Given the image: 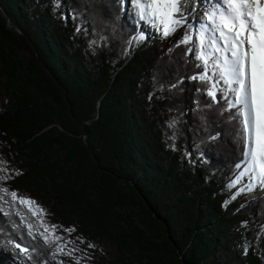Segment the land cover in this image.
Here are the masks:
<instances>
[{
    "label": "trees",
    "instance_id": "16d2710c",
    "mask_svg": "<svg viewBox=\"0 0 264 264\" xmlns=\"http://www.w3.org/2000/svg\"><path fill=\"white\" fill-rule=\"evenodd\" d=\"M134 23L115 0H0L4 186L48 195L43 217L61 232L78 224L88 264H261L264 193L226 194L243 157L223 101L207 107L188 78L201 69L185 29L130 44ZM0 208V264H33L9 239L61 264L58 241L28 235L23 206ZM100 236L115 258L89 247Z\"/></svg>",
    "mask_w": 264,
    "mask_h": 264
},
{
    "label": "snow or ice",
    "instance_id": "6c2138e0",
    "mask_svg": "<svg viewBox=\"0 0 264 264\" xmlns=\"http://www.w3.org/2000/svg\"><path fill=\"white\" fill-rule=\"evenodd\" d=\"M125 2L126 0H116L121 11ZM127 2L130 3L137 20L161 31L162 37H169L178 30L185 29L179 43L190 45L185 54H194L195 59L199 61L197 68L201 69L188 78L203 82V88H198L197 91L203 90L210 98L207 107H213L223 101L217 111L221 115L227 113L225 119L232 124L233 134L241 148L243 170L236 174L230 186L235 187L247 177L250 182L240 188L239 192L264 190V0H216L204 9V17L195 30L187 25L186 16L189 6L192 12L196 11V0ZM145 38V34L139 32L129 43H139ZM175 124L176 121H172L169 127H174ZM236 167L239 169L241 165L237 164ZM0 170L7 171L6 168ZM8 179H11V176H0V200L27 206L33 215H37V210L41 215L44 214V210L36 201L4 186ZM33 205L36 207L33 208ZM0 211L3 209L0 208ZM4 215L9 213L5 212ZM43 226L45 231L37 235L42 237L46 244L64 240V237L56 234V225ZM32 229L33 225L29 224V236H33ZM65 231L71 234L74 229ZM49 235L54 240H50ZM8 243L19 249L18 255L23 254L26 260L36 264L34 247L24 244L22 240L16 242L9 239ZM67 243L65 241L57 250L64 252ZM89 247L94 245L90 244ZM77 250L69 249L66 254Z\"/></svg>",
    "mask_w": 264,
    "mask_h": 264
},
{
    "label": "rangeland",
    "instance_id": "374dc122",
    "mask_svg": "<svg viewBox=\"0 0 264 264\" xmlns=\"http://www.w3.org/2000/svg\"><path fill=\"white\" fill-rule=\"evenodd\" d=\"M131 10H132V7H131L130 3H128L126 0L124 8L122 10V14L123 15L128 14L129 12H132ZM201 12L199 10H198V12L195 11V13H193L192 16H190L191 14L188 12V15L186 16V21L190 26H192V28L194 27L193 30L198 28L200 25V22H201L200 20H202V18H200V17L197 18L196 15L200 14ZM188 16L193 17V18H197V20L194 21L193 19H191V21L189 23ZM203 17H204V15H203ZM133 18L136 20V23H134V25H135L134 29L136 30V33L134 34V36H136L138 34L137 30H139V32H143L146 36V38L143 41H140L137 44H139V45L144 44L146 42H149L148 40H150V41L152 40V41H155L156 43H159L165 39V37H162L161 31H157V29L155 27H152V26L144 23L143 21H138L134 14H133ZM161 29H162V25H161ZM193 35L195 38V31H193ZM239 164L241 165V167L239 169L238 168L235 169V171L233 173L232 180L235 178L236 174L239 171L243 170L242 161ZM1 175H2V173H0V176ZM249 182H250L249 179L247 177H245L243 179V181L241 183L237 184L235 187L229 186L226 194L228 196H231L232 200H236V202H238L241 199L247 200V199H250V198L254 197L255 195L263 192V190H260V189H257L256 191H252V192H249V191L239 192V189L245 187ZM46 183L47 182L44 183V187H46ZM13 187H16V186H13ZM7 188H9V187L7 186ZM237 192H239L238 195H237ZM23 195L30 197L32 200L36 201L37 205H39L40 208H42L44 210V213H45V207H46V204H48V200H47V197H49L48 195H45V193L36 192L34 188H32L29 191L26 190L23 193ZM234 195H235V199H233ZM226 204H227V202L224 203V206ZM23 207L28 211V213L31 216L34 217V222L31 224L34 227L33 229H35V231L37 233L44 232L45 228L43 225H50V224H48L46 222L45 218L43 217V214L41 215L39 213V211L37 210V215H33L32 212L29 211L27 206H23ZM32 207L35 208L36 206L33 205ZM123 211H125V210H123V209L119 210V212H121V213ZM126 211H128V210H126ZM118 215L119 216L114 217V221H116L117 218L122 220V217H124L119 213H118ZM81 217L82 216H80V215L79 216H73L72 214H69L67 218L69 219V222H76L75 218L81 219ZM57 221L58 220H56L54 222H57ZM83 222H84V224L87 223L85 219H83ZM116 223H117V221H116ZM119 225H122V224L119 223ZM85 228L90 230V225L86 224ZM67 229H74V231H72L71 234H69L65 230L63 232H61L59 229H57V231H56L57 235L64 237V240H63L64 242L65 241L68 242L67 246L64 248V252L59 251L60 256L62 257V258H60L61 264H88L90 261V258L88 257L89 254H87V251L83 248V244H82L83 240L86 241V239L84 238V235H86V233L83 232L82 229L76 223L72 224L71 227L67 228ZM45 234H48V233H45ZM90 241L94 245L97 252L104 256L101 260H105V258H107V257L109 259L116 257V254H117L116 248H115L113 243H111L110 241H108L106 239V237H103V236H100V238L95 237L94 239H92ZM63 245H64V243H62L61 241H58L57 248L62 247ZM72 248H76L78 250L71 252V254H66V253H68L69 249H72ZM90 248H92V247H90ZM258 254L262 260L261 264H264V247L261 249H258ZM220 261H222L221 258L219 259V262Z\"/></svg>",
    "mask_w": 264,
    "mask_h": 264
},
{
    "label": "bare ground",
    "instance_id": "6f19581e",
    "mask_svg": "<svg viewBox=\"0 0 264 264\" xmlns=\"http://www.w3.org/2000/svg\"><path fill=\"white\" fill-rule=\"evenodd\" d=\"M216 2V0H196V11L198 12V10L203 14L204 13V9L206 7H210L212 4H214ZM188 12L191 14L190 16H192L193 13L195 12H192V9H191V6L188 7ZM197 14L196 17H200L203 19V15L202 14ZM195 15V14H194ZM188 21L190 23L191 19H193L194 21L197 20V18H193V17H189L188 16ZM201 21V20H200ZM188 24V23H187ZM194 28V27H193ZM137 32L139 33V30H137ZM150 41V40H148Z\"/></svg>",
    "mask_w": 264,
    "mask_h": 264
},
{
    "label": "water",
    "instance_id": "95a60500",
    "mask_svg": "<svg viewBox=\"0 0 264 264\" xmlns=\"http://www.w3.org/2000/svg\"><path fill=\"white\" fill-rule=\"evenodd\" d=\"M6 22H8V18L6 17ZM14 246V245H13ZM15 248V247H14ZM18 251H19V249H18Z\"/></svg>",
    "mask_w": 264,
    "mask_h": 264
}]
</instances>
